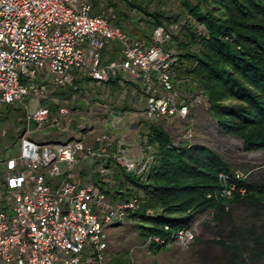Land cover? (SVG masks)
I'll use <instances>...</instances> for the list:
<instances>
[{
  "label": "built area",
  "instance_id": "1",
  "mask_svg": "<svg viewBox=\"0 0 264 264\" xmlns=\"http://www.w3.org/2000/svg\"><path fill=\"white\" fill-rule=\"evenodd\" d=\"M190 19L164 20L146 40L113 24L107 12H96L93 0H0V107L27 108L18 154L0 159V264H109L107 229L131 221L145 194L114 202L102 186L81 185L78 179L87 171L113 189L122 169L145 175L156 148L140 139V160H131V137L119 132L117 123L97 132L95 119L73 114L72 99L50 98L57 90L73 89L90 103L99 96L90 80L108 84L116 78L122 107L131 95H141L133 103L137 111H147V119H187L175 146L190 147L193 111L209 107V100L202 91H183L176 49L168 46ZM32 97L38 98L33 112ZM49 126L57 128L56 138L34 136ZM246 177L222 171L219 186L207 196L226 203L236 181ZM164 228L165 234L151 233L141 246L189 249L198 236L193 221Z\"/></svg>",
  "mask_w": 264,
  "mask_h": 264
},
{
  "label": "trees",
  "instance_id": "2",
  "mask_svg": "<svg viewBox=\"0 0 264 264\" xmlns=\"http://www.w3.org/2000/svg\"><path fill=\"white\" fill-rule=\"evenodd\" d=\"M123 1L145 14L153 30L164 20L191 18L168 45L176 49L174 66L179 79L188 86H199L224 133L241 137L246 149H264V0H182L188 15L151 10L137 0ZM109 16L111 21L115 18ZM113 24L121 26L119 22ZM110 83L118 84L119 80L112 78ZM65 90L74 92L60 89L54 93L63 95ZM158 121L140 120L148 129L142 142L156 148L155 162L143 176L122 169L125 177L119 175L115 189L106 191L110 199L120 201L138 191L145 194L141 209L131 215L144 241L151 233L165 234L167 223L188 226L209 209H216L220 221L228 218L233 222V206L252 203L263 216L254 219L261 224L246 229L249 238L244 236V229L236 226L220 228L224 261L219 264H258L264 257V182L253 181L247 175L236 181L234 196L226 203L209 198L208 192L220 184V172L247 173L234 169L218 151L206 145L176 147V139ZM241 188L246 192L242 193ZM149 209L152 213H148ZM197 239L199 235L194 243ZM169 248L151 246L150 250ZM132 261L130 253L128 264Z\"/></svg>",
  "mask_w": 264,
  "mask_h": 264
},
{
  "label": "rangeland",
  "instance_id": "3",
  "mask_svg": "<svg viewBox=\"0 0 264 264\" xmlns=\"http://www.w3.org/2000/svg\"><path fill=\"white\" fill-rule=\"evenodd\" d=\"M137 1L142 2L151 10L163 9L171 15H176L180 12L184 15H188L182 0ZM193 1L196 2L197 0ZM94 3L96 10H104L108 14L113 11V8L120 10L123 14L113 18L112 22L117 24L119 22L120 25L128 31L135 28L130 32V34L135 37H143L145 33L147 35L151 34L153 29L152 25L141 18L146 15L133 6L127 5L123 0H96ZM179 85H183L182 88L184 92H199V86L197 85L189 84L188 86V84L186 85L183 81L179 82ZM108 89L109 88L104 91L106 95L109 94ZM143 103L145 107L146 102L143 101ZM37 107L38 100L32 99L30 101V110L33 112ZM26 115L27 108L25 106L8 105L6 107H0V159H6L18 154L17 150L20 145V132L24 128ZM147 118V111L144 110V108L137 112H130L123 119L116 116L119 127L118 131L131 137L130 147L127 152L131 160H140L138 143L140 139H142V136L144 137L143 133L148 130L145 124L140 122V119ZM192 118L194 119L193 143L213 148L218 151L234 169H241L247 173L253 181L264 182V149H246L241 137L237 135L230 136L224 133L219 127L210 107H197L193 111ZM133 122L135 124H142L141 128H132ZM158 123L164 124L163 126L174 139H181L189 126L187 119L178 117L171 119L169 122L163 120L158 121ZM108 126V123H105L104 129L107 130ZM57 131V128L49 126L35 132L34 136L38 139L56 138ZM125 170L130 172L127 169ZM119 175H121L122 178L125 177L120 171ZM117 180L119 183V178ZM212 211V209H209L199 214L193 220V223H196L198 228L199 239H197L189 249H183L176 245L169 249L155 252L150 250L147 246H141L144 240H142L135 223L127 221L121 225L109 227L107 229L109 264H128L130 253L132 254L133 249L135 264H219L224 261V246L222 242H220L223 239V235L220 234V228L223 227L225 230H229L236 226L242 230L244 229V236L249 238L250 234L246 229L250 228L252 224H261L260 220H254L256 217H260L261 213L257 212L255 205L249 202H243L233 206V222H230L228 218L225 219V222L220 221L217 219V213H213ZM257 263L264 264V257Z\"/></svg>",
  "mask_w": 264,
  "mask_h": 264
},
{
  "label": "crops",
  "instance_id": "4",
  "mask_svg": "<svg viewBox=\"0 0 264 264\" xmlns=\"http://www.w3.org/2000/svg\"><path fill=\"white\" fill-rule=\"evenodd\" d=\"M94 1H96V0H94ZM112 10L113 11H111V13H110L111 17H119L123 14L118 9L113 8ZM95 11L96 12H102L104 10L98 11V10H96V6H95ZM141 18H143V20H146L145 18H147V17H141ZM134 29L135 28L130 29L129 32L133 31ZM152 33H153V29H152V32L150 35H147L145 33L143 35V37H139V38L150 40ZM90 82L92 83V85L97 87V89L99 90V96H98L97 100H94L90 103L86 102L80 94L75 93V92H71V91H67V90H65L66 92L63 95H59V93L58 94L53 93L50 99H56V101H60V103L63 99H72L73 114H76L77 116L78 115H85V116H89V117H92L93 119H95L97 121V127H96L97 132L105 131V129H104L105 123H108V125H109L107 130L112 128L113 123H117V125H118V122L116 121V116H118L120 119H123L130 112H137V108L135 107V105L133 103V99H143L144 98L141 95H131V97H129V99H131L129 104H126L125 107H122L121 105H119V102H118V99H120L119 89L121 87L119 83L118 84H113V83L106 84V83L96 82L93 80H90ZM107 88H109L108 89L109 91L107 90L109 93L108 95H106L104 92ZM30 99L36 100L38 98L32 97ZM53 106H54V108H56L55 103ZM139 124L138 125L135 124L133 126V128L140 129L141 126H139ZM77 129H78L77 123L73 124L71 126L70 135L73 134L74 132H76ZM143 138L144 137H142V140H143ZM118 176H119V173L116 174V178H118ZM88 181H93L94 183L102 186V188L105 191L110 189L108 186L104 185L103 181H101V179L98 175L91 177L87 174V171H84V174L78 179V182L82 185L83 183L88 182ZM103 186H105V187H103ZM113 189H115V188H113ZM113 189H111V190H113Z\"/></svg>",
  "mask_w": 264,
  "mask_h": 264
},
{
  "label": "water",
  "instance_id": "5",
  "mask_svg": "<svg viewBox=\"0 0 264 264\" xmlns=\"http://www.w3.org/2000/svg\"><path fill=\"white\" fill-rule=\"evenodd\" d=\"M21 136V135H20Z\"/></svg>",
  "mask_w": 264,
  "mask_h": 264
}]
</instances>
